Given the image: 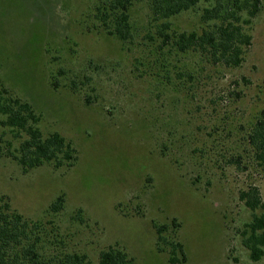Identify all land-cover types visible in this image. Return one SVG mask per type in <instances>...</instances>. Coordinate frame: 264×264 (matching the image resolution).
I'll return each mask as SVG.
<instances>
[{"label": "rangeland", "instance_id": "374dc122", "mask_svg": "<svg viewBox=\"0 0 264 264\" xmlns=\"http://www.w3.org/2000/svg\"><path fill=\"white\" fill-rule=\"evenodd\" d=\"M207 6L173 18V28L200 31ZM92 12L89 0H0V83L77 157L24 172L13 155L26 135L0 124V207L53 228L51 250L91 264L108 249L133 264H172V244L183 246L181 264H264L243 245L253 213L239 198L255 186L264 202V174L230 163L248 166L244 139L264 108V0L237 68L160 49L143 4L132 43L100 31ZM61 195L64 209L52 213Z\"/></svg>", "mask_w": 264, "mask_h": 264}, {"label": "trees", "instance_id": "16d2710c", "mask_svg": "<svg viewBox=\"0 0 264 264\" xmlns=\"http://www.w3.org/2000/svg\"><path fill=\"white\" fill-rule=\"evenodd\" d=\"M93 12L89 16L104 34L123 43H132L137 31L134 25V9L143 4L147 9L146 22L156 29L162 46H169L176 55L196 54L205 63L237 68L242 65L252 36L246 30L250 19L257 16L261 0H204L208 4L201 14L200 31L178 32L171 20L182 13L195 9L201 0H89ZM247 16L248 19H244ZM179 74L178 78L181 79ZM264 83V81H263ZM1 125L26 135L13 155L24 172L53 163L56 169L72 167L76 161V149L58 132L43 135L38 124L40 116L31 104L13 96L0 83ZM247 161L233 156L230 163L241 170L256 166L264 174V108L260 110L246 138ZM1 157V154H0ZM239 198L253 213L252 220L242 232L243 245L250 251V258L259 261L264 256V202L257 187L251 186L239 194ZM61 195L50 206L52 213L64 209ZM261 210V214L256 212ZM51 224V223H50ZM166 226L156 227L157 239L165 241ZM54 229L40 221H32L12 209L9 203L0 207V264H91L87 255L77 252L51 250ZM52 247L50 248V246ZM161 252L164 249L160 248ZM177 252L182 256L176 258ZM170 263L185 261L181 244H172ZM100 264H133L127 254L118 249L100 253Z\"/></svg>", "mask_w": 264, "mask_h": 264}]
</instances>
